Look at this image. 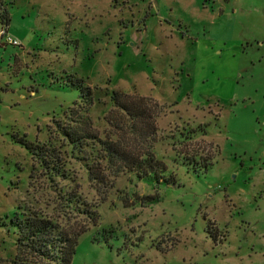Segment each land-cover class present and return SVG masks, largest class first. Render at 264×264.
I'll return each mask as SVG.
<instances>
[{"label": "rangeland", "instance_id": "374dc122", "mask_svg": "<svg viewBox=\"0 0 264 264\" xmlns=\"http://www.w3.org/2000/svg\"><path fill=\"white\" fill-rule=\"evenodd\" d=\"M0 2L20 43L0 42V264L26 208L64 230L94 211L71 264H264V0ZM76 77L92 89L81 109ZM113 90L157 102L163 169L105 168L102 198L87 174L100 146L69 144L58 123L116 139L110 117L128 121ZM19 140L45 145L65 177Z\"/></svg>", "mask_w": 264, "mask_h": 264}, {"label": "trees", "instance_id": "16d2710c", "mask_svg": "<svg viewBox=\"0 0 264 264\" xmlns=\"http://www.w3.org/2000/svg\"><path fill=\"white\" fill-rule=\"evenodd\" d=\"M9 20L7 8L0 2V25L8 26ZM68 84L78 90L80 104L74 102L75 105L80 109L83 107L81 103L87 107L91 105L92 89L84 83L82 78H72ZM110 98L115 113L123 115L128 121L124 126L122 117H110V122L116 120L114 128L119 130L116 139L110 136L104 140L101 139L91 129L90 122L79 120L81 117L72 118L71 123H80V125L85 123L86 125L82 128L74 127L72 124L58 123V132L69 144L80 148L85 141L91 140L100 146L103 154L90 164L87 174L102 198L105 191L99 187L106 185L108 181V174L104 172L105 168L110 169L109 175L113 177L122 172L137 170L141 178L153 172L157 178H162L158 170L163 169L151 152V140L156 132L157 102L148 97L115 90L111 91ZM19 143L25 145L32 157L50 172V177H65L60 165L55 167L51 165L53 156L47 154L45 145L21 140ZM165 181L171 180L165 179ZM65 200L68 202L66 206L70 207L72 198L68 197ZM26 209V212L16 213L13 219V225L16 228V254L11 264H71L79 236L86 231L90 223L96 224L97 221L94 211L91 208H84L82 212L86 215L89 224L83 223L64 230L51 218L40 214L37 210Z\"/></svg>", "mask_w": 264, "mask_h": 264}, {"label": "built area", "instance_id": "2783aa9c", "mask_svg": "<svg viewBox=\"0 0 264 264\" xmlns=\"http://www.w3.org/2000/svg\"><path fill=\"white\" fill-rule=\"evenodd\" d=\"M0 42L2 44L20 45L19 41L8 32V26L0 25Z\"/></svg>", "mask_w": 264, "mask_h": 264}]
</instances>
